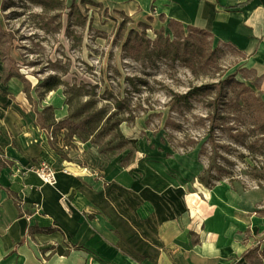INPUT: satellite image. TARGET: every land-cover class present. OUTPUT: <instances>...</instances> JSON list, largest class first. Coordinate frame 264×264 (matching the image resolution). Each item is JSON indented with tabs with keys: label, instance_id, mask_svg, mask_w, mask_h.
I'll return each instance as SVG.
<instances>
[{
	"label": "rangeland",
	"instance_id": "obj_1",
	"mask_svg": "<svg viewBox=\"0 0 264 264\" xmlns=\"http://www.w3.org/2000/svg\"><path fill=\"white\" fill-rule=\"evenodd\" d=\"M58 1L0 0V25L10 32V55L25 76L33 100H26L22 82L11 79L5 85L0 82V106L4 110L12 106L19 115L35 123H39L35 111L42 112L52 141L74 153L69 161L88 165L91 177L111 196L124 195L128 201L139 191L151 189L161 199L160 207L166 203L173 222L188 232L193 243L198 242L199 219L188 209L185 197L195 193L197 203L217 216L216 228L227 224L240 235L238 240L243 245L263 251L262 138L256 132L246 133L247 144L255 143V158L259 162L258 168L252 169L253 163L246 158L247 148L228 134L217 132L218 142L232 150L231 155L224 153L218 161L227 163L237 180L235 190L227 180L208 188L197 179L208 166L206 159L197 156L200 146L209 150L207 124L203 120L206 99L195 98L193 108L181 113L168 107L171 93L185 94L192 87L217 83L233 74L235 80L255 90L256 77L243 67L241 54L204 33L184 27L176 40L177 57L173 58L170 50L166 57L159 56L149 22L139 26L130 17L99 3L92 2L96 4L93 5L89 0ZM163 30V37L175 38L168 27ZM0 42L4 39L0 38ZM2 73L0 58V80ZM51 78L61 83L47 90L45 82ZM225 89L226 108L231 109L234 103L240 107L232 113L228 125L251 130L258 119L256 102L248 98L243 103V98L237 97L238 89L230 82ZM98 111L115 112L117 118L129 119L119 126V132L133 144L121 141L114 129L103 130L93 138L87 136L86 122ZM6 114L9 116L7 110ZM65 119L62 128L56 126ZM12 140L10 131L0 129V145L4 141L11 144ZM193 144L195 149L189 150ZM78 150L82 153L75 154ZM240 154L245 158H240ZM0 159V163H11ZM107 165L109 179L99 172ZM88 212L84 211V216H91Z\"/></svg>",
	"mask_w": 264,
	"mask_h": 264
},
{
	"label": "crops",
	"instance_id": "obj_2",
	"mask_svg": "<svg viewBox=\"0 0 264 264\" xmlns=\"http://www.w3.org/2000/svg\"><path fill=\"white\" fill-rule=\"evenodd\" d=\"M89 1L138 23L149 22L154 30L176 21L210 33L245 57L243 67L255 75L264 102V0ZM2 128L13 140L0 145V157L11 162L0 163V264H248L241 255L253 247L243 245L227 224L216 228L217 216L210 210L205 209L206 220L198 216V242L193 243L151 189L128 201L124 195L111 196L94 181L88 165L69 161L74 153L66 146L55 144L65 157L56 154L51 133L12 106H0ZM39 163L56 169L55 185L43 184L30 171ZM108 168L99 171L106 179ZM63 196L69 213L61 206ZM23 218L24 230L18 223ZM57 247L68 253H53Z\"/></svg>",
	"mask_w": 264,
	"mask_h": 264
},
{
	"label": "trees",
	"instance_id": "obj_3",
	"mask_svg": "<svg viewBox=\"0 0 264 264\" xmlns=\"http://www.w3.org/2000/svg\"><path fill=\"white\" fill-rule=\"evenodd\" d=\"M57 3L60 1L54 0ZM89 3L96 5L89 1ZM139 26H142L144 24L138 23ZM168 29L172 34L174 35V39L171 40L169 36H164V30H153V33L155 34L154 44L156 45V51L159 53V56L166 57L168 53H166L168 50H170L169 53H173V58H176L178 55V44L177 41L180 38V34H183L184 26L176 21H169L167 25ZM186 29L193 31V32H199L204 33L208 35L211 39H213V36L204 31L200 30L198 28H194L191 26L185 27ZM0 38L4 39V42H0V58L3 63V74L1 78V82L3 84L7 83L11 78H16L20 82L23 83V91L25 93V96L29 103H33L32 97L30 95V90L28 86V82L23 74L20 73L19 68L15 62V60L10 55V50L12 47L11 44V35L10 32L7 30H4L2 26L0 25ZM185 41V40H184ZM160 42H162L160 44ZM4 44H6L4 46ZM144 53H146V48L143 49ZM239 53V52H238ZM240 54V53H239ZM146 55V54H145ZM245 57L241 54V60L243 61ZM252 73V72H251ZM237 74V73H236ZM56 81V82H52ZM232 83L235 88L238 89L237 97H242L243 103L247 101L248 98L253 99L256 102V110L255 112L258 115L257 121L255 120V123L253 124V128L245 129L241 126H235L233 127L228 125V122L230 118H233V112L239 111L240 107L239 104L234 103L230 105L231 109L226 108V98H227V91L225 89V86L227 83ZM61 82L60 80H55V78H51L47 82H45V87L47 90H52L54 87L59 85ZM255 90L246 85L244 82L235 80V74L228 75L224 80H220L217 83L212 84H203L200 86H195L190 88L185 94H178V93H171V99L168 104L169 110L173 111L176 110L177 112L181 113L183 110L189 111L191 108H193L192 101H194L197 97H202L206 99L205 107L207 109L206 115L203 118V120L207 124L206 128V141L209 145V150L203 148L202 146L199 147L197 151V156L200 159H206L208 166L203 168L201 172L198 174V181L201 184H204L208 188L214 187L217 183L221 182L222 180H227L229 187L232 190H235V183H236V177L233 175L232 170L227 168L226 164L221 163L220 160L223 157V154H232V150L228 146H223L218 142V136L217 132L220 133H226L228 134V137L232 140H234L236 143H239L241 146H244L247 148L248 153L247 157L249 160L253 163L252 169L258 168V161L255 158V143H249L247 144L246 139L249 138V135L246 133H254L256 132L260 137L262 138V141L264 142V102L261 99L258 90L259 88L256 85H253ZM210 94H213V98L210 99ZM118 102L115 103L117 105ZM117 107H115L116 109ZM36 117L39 118V127L43 129L44 131L49 130V126H46L44 119H43V113L35 111ZM95 116L90 119L87 124V131L86 135L91 136L92 138L96 136L99 132L103 130H116V132L119 135V138L124 143H131L133 144V141L126 140L119 132V126L122 123H128L130 120L126 118H117L118 114L115 112H112L110 114L102 113L101 111L95 112ZM42 121V122H41ZM67 119L59 121L56 123V126L59 128H62L63 125L66 123ZM132 121H134L132 119ZM133 123V122H132ZM88 139V138H87ZM86 139V141H87ZM50 141V140H49ZM50 147L54 150L56 154L64 158L65 156L62 154L61 150L55 146V143L53 141H50ZM176 149V148H174ZM191 149H195V145L193 144L191 146ZM188 149H184V152L189 151ZM177 151V150H176ZM240 158L244 159L245 156L243 154L239 155ZM15 203L18 204L17 200L15 199ZM260 213L264 214V210H262ZM48 231V230H46ZM53 253L57 255H66L68 253V250L64 251L60 247H57L54 249ZM241 258L248 264H251L252 261H264V250H259L258 247H253L248 249L245 253L241 255Z\"/></svg>",
	"mask_w": 264,
	"mask_h": 264
},
{
	"label": "built area",
	"instance_id": "obj_4",
	"mask_svg": "<svg viewBox=\"0 0 264 264\" xmlns=\"http://www.w3.org/2000/svg\"><path fill=\"white\" fill-rule=\"evenodd\" d=\"M30 171L33 172L43 184L47 185H55L56 184V170L51 166L45 163H39L30 167ZM62 173L67 174L68 170L63 168L61 170ZM60 203L62 208L69 213L70 212V203L68 199L63 196L60 198Z\"/></svg>",
	"mask_w": 264,
	"mask_h": 264
},
{
	"label": "bare ground",
	"instance_id": "obj_5",
	"mask_svg": "<svg viewBox=\"0 0 264 264\" xmlns=\"http://www.w3.org/2000/svg\"><path fill=\"white\" fill-rule=\"evenodd\" d=\"M137 155L139 158H142V152L138 151ZM207 195V193H205ZM198 196L197 194H189L185 197V204L189 209L194 211L201 219L206 220L207 219V213L205 211V208L197 203Z\"/></svg>",
	"mask_w": 264,
	"mask_h": 264
},
{
	"label": "water",
	"instance_id": "obj_6",
	"mask_svg": "<svg viewBox=\"0 0 264 264\" xmlns=\"http://www.w3.org/2000/svg\"><path fill=\"white\" fill-rule=\"evenodd\" d=\"M18 223H19L21 229L24 230L25 226H26V220L24 218L20 219Z\"/></svg>",
	"mask_w": 264,
	"mask_h": 264
}]
</instances>
